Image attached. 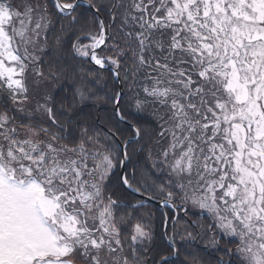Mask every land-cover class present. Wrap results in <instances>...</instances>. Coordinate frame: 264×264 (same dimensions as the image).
<instances>
[{
	"label": "snow or ice",
	"instance_id": "obj_1",
	"mask_svg": "<svg viewBox=\"0 0 264 264\" xmlns=\"http://www.w3.org/2000/svg\"><path fill=\"white\" fill-rule=\"evenodd\" d=\"M205 254L264 264V0H0V264Z\"/></svg>",
	"mask_w": 264,
	"mask_h": 264
},
{
	"label": "trees",
	"instance_id": "obj_2",
	"mask_svg": "<svg viewBox=\"0 0 264 264\" xmlns=\"http://www.w3.org/2000/svg\"><path fill=\"white\" fill-rule=\"evenodd\" d=\"M84 111L86 113H90L93 117H97V114H99L98 119H96V123L99 124L100 126H103V116L105 114V108L103 106L99 107V108H95L93 109L90 105L87 106ZM147 210H151L153 212H155V216H156V222L159 223V219H160V215H161V209L160 207H158L157 205L154 204H149L148 207L145 209ZM164 211H167L166 209ZM230 247H235V245H230ZM205 261L206 264H215L214 258L213 257H209L206 254L202 257ZM225 259L227 260L228 258L225 257Z\"/></svg>",
	"mask_w": 264,
	"mask_h": 264
},
{
	"label": "water",
	"instance_id": "obj_3",
	"mask_svg": "<svg viewBox=\"0 0 264 264\" xmlns=\"http://www.w3.org/2000/svg\"><path fill=\"white\" fill-rule=\"evenodd\" d=\"M152 204H155V203H152ZM155 205L159 206L158 204H155Z\"/></svg>",
	"mask_w": 264,
	"mask_h": 264
}]
</instances>
